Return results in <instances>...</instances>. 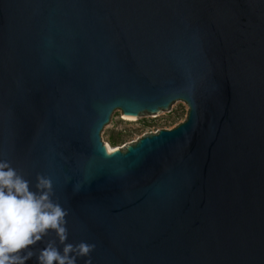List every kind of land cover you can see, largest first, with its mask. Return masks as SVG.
<instances>
[{"label":"water","instance_id":"obj_1","mask_svg":"<svg viewBox=\"0 0 264 264\" xmlns=\"http://www.w3.org/2000/svg\"><path fill=\"white\" fill-rule=\"evenodd\" d=\"M178 99L106 151L114 109ZM0 160L66 211L26 264H264V0H0Z\"/></svg>","mask_w":264,"mask_h":264},{"label":"clouds","instance_id":"obj_2","mask_svg":"<svg viewBox=\"0 0 264 264\" xmlns=\"http://www.w3.org/2000/svg\"><path fill=\"white\" fill-rule=\"evenodd\" d=\"M66 211L52 199V183L38 176L35 190L8 161L0 160V264H26L33 253L30 245L40 241L48 230H54L61 242L67 238ZM80 254L87 256L90 245H78ZM73 246L65 244L63 252L53 243L40 250L38 264H76L69 253ZM86 264H91L90 259Z\"/></svg>","mask_w":264,"mask_h":264},{"label":"rangeland","instance_id":"obj_3","mask_svg":"<svg viewBox=\"0 0 264 264\" xmlns=\"http://www.w3.org/2000/svg\"><path fill=\"white\" fill-rule=\"evenodd\" d=\"M187 114L188 105L180 99L175 100L167 110L144 111L133 119L125 117L122 110L114 109L101 130L102 139L111 150H115L162 127L171 129L183 121Z\"/></svg>","mask_w":264,"mask_h":264},{"label":"bare ground","instance_id":"obj_4","mask_svg":"<svg viewBox=\"0 0 264 264\" xmlns=\"http://www.w3.org/2000/svg\"><path fill=\"white\" fill-rule=\"evenodd\" d=\"M124 115H125V117H127L129 119H133L135 117L132 114H124ZM105 149H106V151H112L111 148H110V146L108 144H105Z\"/></svg>","mask_w":264,"mask_h":264}]
</instances>
